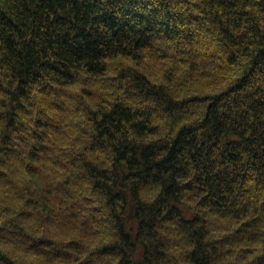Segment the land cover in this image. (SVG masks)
<instances>
[{
  "label": "trees",
  "instance_id": "trees-1",
  "mask_svg": "<svg viewBox=\"0 0 264 264\" xmlns=\"http://www.w3.org/2000/svg\"><path fill=\"white\" fill-rule=\"evenodd\" d=\"M0 264H264V0H0Z\"/></svg>",
  "mask_w": 264,
  "mask_h": 264
}]
</instances>
